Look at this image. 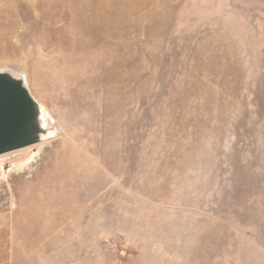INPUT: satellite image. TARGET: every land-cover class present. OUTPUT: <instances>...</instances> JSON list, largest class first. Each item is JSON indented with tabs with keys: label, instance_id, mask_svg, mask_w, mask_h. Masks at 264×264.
<instances>
[{
	"label": "rangeland",
	"instance_id": "rangeland-1",
	"mask_svg": "<svg viewBox=\"0 0 264 264\" xmlns=\"http://www.w3.org/2000/svg\"><path fill=\"white\" fill-rule=\"evenodd\" d=\"M0 73V264H264V0H0Z\"/></svg>",
	"mask_w": 264,
	"mask_h": 264
},
{
	"label": "water",
	"instance_id": "water-1",
	"mask_svg": "<svg viewBox=\"0 0 264 264\" xmlns=\"http://www.w3.org/2000/svg\"><path fill=\"white\" fill-rule=\"evenodd\" d=\"M42 107L24 81L0 73V157L41 143Z\"/></svg>",
	"mask_w": 264,
	"mask_h": 264
}]
</instances>
